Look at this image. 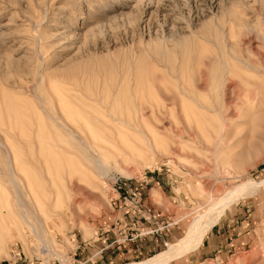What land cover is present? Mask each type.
Instances as JSON below:
<instances>
[{
    "label": "rangeland",
    "instance_id": "1",
    "mask_svg": "<svg viewBox=\"0 0 264 264\" xmlns=\"http://www.w3.org/2000/svg\"><path fill=\"white\" fill-rule=\"evenodd\" d=\"M248 180L264 0H0V264L142 263ZM170 264H264V185Z\"/></svg>",
    "mask_w": 264,
    "mask_h": 264
},
{
    "label": "bare ground",
    "instance_id": "2",
    "mask_svg": "<svg viewBox=\"0 0 264 264\" xmlns=\"http://www.w3.org/2000/svg\"><path fill=\"white\" fill-rule=\"evenodd\" d=\"M207 109H208V107H207ZM252 110H253V108H252ZM205 111H202V112H205ZM233 111L235 112V110H233ZM128 125H129V123H128ZM137 132H138V130H137ZM136 138H138V136ZM143 144H145V143L143 142ZM143 156L147 157L149 161L151 160V159H149V156L147 154H144ZM99 162L100 161L98 160L97 163H99ZM226 173H228V172H226ZM10 176H11V178H12L14 184H15L14 186H15V189H16L17 186H16V182H15V179H14L15 176H14L13 173H10ZM232 179H234V178H232ZM261 185L262 186L264 185V180L262 182H260V183H256V182L248 180V181H245L243 183L237 184L236 186L228 189L225 192V194L222 195L221 197H219L216 201H214L212 203L210 202V205L208 206L207 210L205 212H203L202 214H200L199 216H197L191 222V224H190V226H189V228H188V230L186 232V235L182 239H180L176 244L169 246L167 250H165L163 252H160V253L150 257L149 259L145 260L142 263H133V264H170L172 261H174L176 259H179L182 256H184V255H186V254H188V253H190L192 251L197 250L201 246V244H202L203 240L205 239L206 235L218 223L220 218L225 214V211L231 206V204L234 203L237 198L243 196L247 192H252L253 190H256ZM16 194H17V199L16 200H17L18 206L21 209L20 216H21V218L24 219V221L26 222V224L28 225L30 230L33 232L35 237L41 243H43V245L45 246V249L42 250L40 253H43V254L45 253L46 254V252L48 250L47 242L42 236L39 235L38 231L36 230V227L28 220V218H27L28 212L25 210V207H24L23 203L18 198V193L17 192H16ZM52 202H56L55 198H53ZM40 210H41V208H40ZM0 218H1L0 220L4 221V223H5V219H4L5 216L2 215L1 213H0ZM19 228H20V226H19Z\"/></svg>",
    "mask_w": 264,
    "mask_h": 264
},
{
    "label": "crops",
    "instance_id": "3",
    "mask_svg": "<svg viewBox=\"0 0 264 264\" xmlns=\"http://www.w3.org/2000/svg\"><path fill=\"white\" fill-rule=\"evenodd\" d=\"M202 245V244H201Z\"/></svg>",
    "mask_w": 264,
    "mask_h": 264
}]
</instances>
